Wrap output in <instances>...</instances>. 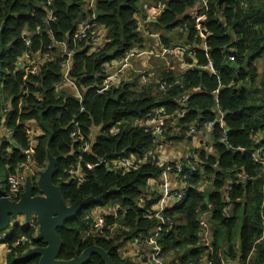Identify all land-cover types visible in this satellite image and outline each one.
<instances>
[{
	"label": "trees",
	"instance_id": "16d2710c",
	"mask_svg": "<svg viewBox=\"0 0 264 264\" xmlns=\"http://www.w3.org/2000/svg\"><path fill=\"white\" fill-rule=\"evenodd\" d=\"M200 1L95 0L88 9L84 0H51L44 9L46 0H0V175L15 173L25 161L24 151L31 149L39 171L46 167L48 154L56 159L53 183L66 204L98 196L102 188L108 191L58 228L59 259L69 260L98 245L113 264H138L124 258L120 249L158 225L146 216L156 200L143 199L148 185L159 183L162 173L152 161L155 148L190 141V127L202 132L219 107L225 140L215 122L212 151L204 146L197 150V170L187 175L182 200L164 211L171 223L163 226L157 243L165 264L167 257L179 264H264V0H205L207 10L200 22L208 32L205 39L199 38L189 15ZM157 5L163 8L149 18L156 19L151 23L147 8ZM92 14H98L96 24L107 30L105 43L96 50L86 38L74 37L78 23ZM138 17L159 30L158 43L194 47L193 58L185 53L182 62L187 68L181 70L162 62V70L149 83L134 77L98 93L105 65L144 43ZM59 42L73 51L69 76L80 90L81 104L68 91H55L62 60ZM26 52L32 60L40 55L34 72V64L24 59ZM209 61L215 74L189 66L203 67ZM163 82L170 84L166 90L160 89ZM184 94L190 97L180 107L177 100ZM156 108L166 117L159 139L140 124ZM75 129L82 142L79 136L72 138ZM83 142L88 152L82 151ZM121 157L136 160L138 167L112 170L101 161ZM166 165L175 170V162ZM71 168L79 170L83 181L69 174ZM33 193H39L36 187ZM116 206L120 212L114 217L111 210ZM97 207L108 211L106 227L99 230L93 228ZM205 214L213 235L209 245L201 241ZM113 223L118 228L112 232L108 226ZM21 234L28 242L16 253L5 254L4 264H38V256H21L29 248L44 246V241L36 239V230L18 225L5 237L11 242ZM85 264L105 263L94 253Z\"/></svg>",
	"mask_w": 264,
	"mask_h": 264
},
{
	"label": "built area",
	"instance_id": "2783aa9c",
	"mask_svg": "<svg viewBox=\"0 0 264 264\" xmlns=\"http://www.w3.org/2000/svg\"><path fill=\"white\" fill-rule=\"evenodd\" d=\"M47 4L42 5L44 9H46L47 5L50 4L51 0H46ZM85 1V7L88 9H91L93 7L94 0H84ZM195 8H193L190 12V18L194 20L195 27L198 30L199 38L205 39L207 37L208 32L200 26V22L204 19V11L207 10L206 2L205 0H202L200 2L196 3ZM163 6L157 5L155 7H148L147 8V17L148 18H154L157 14H159L162 11ZM205 9V10H204ZM94 14L91 15L90 19L81 21L78 23L75 31L74 37L77 39L86 38L87 44L91 45L92 50H96V46L98 45V42L100 40V33L103 30L102 27L98 26L95 22ZM49 18V17H48ZM91 21V23H89ZM146 27V26H145ZM142 27V31L145 34H150L151 32L148 29V27L145 28ZM154 37L158 40H160L159 36L157 34H153ZM59 46L62 48V60L60 61V82H58L55 85V91L56 92H63L68 91L73 97L77 99V101L81 104L82 102V96L80 93V90L76 83L71 79L69 76V71L71 67V56H72V50H67L66 44L64 42H59ZM202 48H204V51H207V47L205 45H201ZM187 53L188 56H194V47L192 46H185V45H174V46H165L161 44L160 42L157 44L156 48H143V49H132L129 52H127L124 57L120 60H115L113 64L115 63V67L111 70L108 68V65H105V71L107 72L103 83L101 86L97 89L98 93H101L105 90H108L112 87H117L122 81H131L134 78V74L138 75V81L146 84L152 81L151 73L146 72L145 70H140L135 67L133 64L134 60H139L145 56H148L150 58L154 59H162L165 60V62H169V59L167 57L169 56H179L178 60L182 61L184 54ZM24 59L28 60L30 64H34V68L32 69L33 72L36 69V62L40 58V55L38 54V59L32 60L29 53H25ZM44 58H49V56H45ZM43 60V59H41ZM174 60V59H172ZM191 68L194 66L197 68L196 65H189ZM195 67L193 69H195ZM185 68L187 66L185 65ZM199 69H208L209 72L215 74V71L213 69L212 62L209 61L207 65L203 67H198ZM177 83V82H175ZM170 84L163 82L160 86L161 90H166ZM217 92V91H216ZM190 97V94H184L182 95L178 100L177 103L180 107H184L186 101ZM217 114L216 118L213 122H210L208 126L210 128L213 127V124L215 122L218 123L219 127L222 129L221 139L225 140V123L223 120V113L219 107H216ZM166 117L163 114L162 108H156L154 109V114L151 117H148L146 120H143V123H140L142 126H144V130L147 132H150L154 135H159L161 137V134L164 132L163 126H164V119ZM136 125L139 124V121L135 122ZM190 134H196V130L194 126L192 125L189 130ZM72 138H77L79 136L78 130H74L71 133ZM79 141L82 142V137L79 136ZM157 148L154 150V155L152 156V161H156V165L159 167H163L166 165V163L160 159L159 155L156 153ZM207 152H211V146L206 148ZM82 151L88 152V144L86 142L82 143ZM196 150H189V152L184 153L185 161L178 160L175 162V170L172 171L171 168H163L161 177L159 179V184L161 186V194L157 197L156 201L151 207V213L147 214L148 218H154L158 221V225L153 228V230L148 233L147 235L139 234L134 240L133 245L138 247H149V264H165L164 263V254L162 252L161 247L157 243V239L159 237V234L166 224H170V220H168L166 217H164L163 213L164 211L169 208L172 204L180 202L185 194V191L188 187L187 184V175L189 173H193L196 171L197 168V162H194V159L196 157ZM31 153L32 150L29 149L27 151H24V154L26 156L25 161L20 163L18 165V168L15 173L10 174L7 177V187L4 188L0 184V197H6L9 200H17L20 193L23 191V186L25 183V180L28 176L31 178H36L38 176L39 170L36 168L34 162L31 160ZM257 160V159H256ZM108 166L110 169H119L120 167H123L125 169H136L138 167V163L136 160H132L129 158H116L111 161L107 160H101ZM261 162V160H260ZM264 163V162H261ZM171 172H175V176L177 177V181L172 184L169 181V175ZM69 174L76 179L77 181H83V176L79 174L78 169L71 168L69 170ZM153 182V181H152ZM118 212H120L119 207H115L111 210V215L114 217L118 216ZM108 215V211L106 208H103V211L94 219L93 221V228L95 230L102 229L103 227H106L105 223V217ZM120 219V218H119ZM33 230H36L37 235V225L34 220V218H30L28 220V226ZM118 228L117 223H113L110 226H108V229L110 231H115ZM210 228L207 221H202V237L201 241L205 245H209V236H210ZM28 242V237L21 234L19 237H17L16 240L8 241L5 237V235L0 236V264H4V256L5 254L10 253H16V248L19 246H22ZM131 241H127L126 244L130 243ZM4 251L2 254L1 251ZM188 264H200L199 262H193ZM207 264V262H206Z\"/></svg>",
	"mask_w": 264,
	"mask_h": 264
},
{
	"label": "water",
	"instance_id": "95a60500",
	"mask_svg": "<svg viewBox=\"0 0 264 264\" xmlns=\"http://www.w3.org/2000/svg\"><path fill=\"white\" fill-rule=\"evenodd\" d=\"M154 137L160 138L159 135H154ZM55 169L56 159L48 154L46 167L38 172L36 181H33L30 176L26 178L23 191L17 200L0 197V231L9 227L11 218L22 216L26 221L34 218L37 225L36 239L44 241L45 245L27 249L21 256L23 259L38 256V264H85L89 257L95 253L102 258L105 264H113L108 252L98 245L85 248L79 255L69 260L57 257L61 248L58 228L64 226L68 219L74 218L82 208L99 202L108 191L102 188V193L98 196H88L72 204H66L60 188L53 183ZM34 187L38 189V194L33 193ZM122 222L123 220L120 218L118 223ZM209 239H213L212 234Z\"/></svg>",
	"mask_w": 264,
	"mask_h": 264
},
{
	"label": "crops",
	"instance_id": "0c3cea01",
	"mask_svg": "<svg viewBox=\"0 0 264 264\" xmlns=\"http://www.w3.org/2000/svg\"><path fill=\"white\" fill-rule=\"evenodd\" d=\"M151 20L156 21V19L155 20L154 19H149V18L147 19V21H149V22H152ZM137 21H138L139 29H140L141 33L144 35L145 41H144L143 44H141L139 46H135L134 49L137 50V49L152 48V47L156 48V46L158 44V41L154 37L153 34H157L159 36V30L153 29V27L147 26L145 21L141 17L140 18L138 17ZM143 26L144 27L145 26L148 27L147 30H149L151 32L149 35L145 34L142 31V27ZM106 35H107V30L103 29L101 31V33H100V40L98 42V45L102 46L105 43ZM159 38H160V36H159ZM179 43H183V41H180ZM114 61L115 60H113V61H111L110 63L107 64L108 68L110 70L112 68H114L115 65H116L115 63L113 64ZM154 61H156L155 64L153 63ZM169 61L171 62V63H169V65L171 67L173 66L175 68H179L180 70L182 69L180 60H178V59L170 60L169 59ZM162 62H165V60L154 59V58H150L148 56H145V57H143V58H141L139 60H134L133 64L135 65V67L137 69L145 70L146 72H150L151 73V78L153 80L159 74V72L162 70V68L164 66V64ZM134 75H135L134 77H136L138 79V75L137 74H134ZM206 127L212 131V128H210L208 125ZM1 128H2V126L0 127V129ZM95 131L96 130H94V132ZM196 137H197V140H194V143L198 142L197 143L198 149H200L201 146L205 147L206 143L208 142L207 133L203 130L202 132H199L196 135ZM175 144H179V143H177L176 141H170V142H166V143H164L162 145H159V147L157 148V150L158 149L162 150V152L160 153L159 157L165 163H172L173 164V162H176V161H178V160H180L181 158L184 157V153L186 151H184V150L183 151H180V150L179 151H175L173 149ZM174 173L175 172H171L169 177H168L169 181L172 184H174L177 181V177L175 176ZM156 184L155 183H150L148 185V189L144 192L143 199H148L150 201H153V200L157 199V197L161 194V186H160L159 183H156ZM140 205L144 206L143 202L140 203ZM103 208L104 207H97L95 209V211H94V215L97 217L103 211ZM207 219H208V215L205 214L203 216V220L207 221ZM15 224H19L21 227H22V225H24L23 223H18V221H16ZM120 252L124 256V258L130 259L133 262H136L138 264H149L148 263V259H149V247L148 246L138 247L137 248L135 245H133V240H131L130 243H128V244L125 243V245L123 247H121ZM1 253L3 254L4 251L2 250ZM166 259H167V261H166L167 264H179L178 263L179 261L172 262L173 260H171V258H168V257ZM202 263L206 264V262H204V261ZM236 263H237V261L231 262V264H236Z\"/></svg>",
	"mask_w": 264,
	"mask_h": 264
},
{
	"label": "rangeland",
	"instance_id": "374dc122",
	"mask_svg": "<svg viewBox=\"0 0 264 264\" xmlns=\"http://www.w3.org/2000/svg\"><path fill=\"white\" fill-rule=\"evenodd\" d=\"M162 31V30H161ZM174 34V36H177L176 35V32H174L173 33ZM182 41H183V39H182ZM169 47V46H168ZM179 57H181V55H179V56H169V57H167V59H170V60H172V59H178ZM154 64L156 63V61H154L153 62ZM158 64V63H157ZM185 65L187 66V64H184L182 61H181V67H182V69H184L185 68ZM262 65H263V61H260V62H258V64H257V66H258V72H260V70L262 69ZM0 103H1V89H0ZM0 106H1V104H0ZM204 131L207 133V140H208V142L206 143V145H205V148H207V147H209V146H211V144H212V141H213V133H212V131L210 130V129H208L207 127L206 128H204ZM189 135H191V140L189 141V140H183V141H181V143H179V144H175L174 145V150L175 151H189V150H198V146H197V143L198 142H195L194 143V140H197V137H196V135L198 134V133H196V134H190V132L188 133ZM200 147V146H199ZM201 148H204L203 146H201ZM196 150V151H197ZM162 152V150L161 149H158L157 151H156V153L160 156V153ZM260 160H261V162H264V160L262 159V158H260ZM6 174L5 173H3V174H1L0 175V184L3 186V187H5V182H6ZM37 180V177L33 180V181H36ZM16 221H18V223H23L24 225H22V227H27L28 226V221H26V220H24V218L22 217V216H17V217H14V218H11V220H10V225H9V227L8 228H6V229H4V230H1L0 231V236L1 235H5V236H7V235H9L10 233H11V231L13 230V228L16 226V225H18L19 227H21L19 224H15V222ZM203 261H201V262H199L200 264H203L202 263Z\"/></svg>",
	"mask_w": 264,
	"mask_h": 264
},
{
	"label": "bare ground",
	"instance_id": "6f19581e",
	"mask_svg": "<svg viewBox=\"0 0 264 264\" xmlns=\"http://www.w3.org/2000/svg\"><path fill=\"white\" fill-rule=\"evenodd\" d=\"M158 40V39H157ZM169 63H171L170 61L169 62H164V64L165 65H169ZM173 64V63H172ZM206 69V68H205ZM189 152V151H188ZM165 167H167V168H170V166L169 165H164L163 167H160V168H162V170H163V168H165ZM196 170H197V168H196ZM195 172V171H194ZM8 181H7V179H6V182L5 183H7Z\"/></svg>",
	"mask_w": 264,
	"mask_h": 264
}]
</instances>
